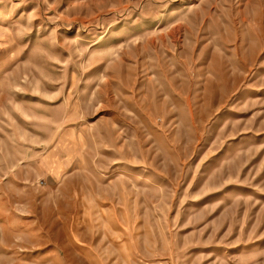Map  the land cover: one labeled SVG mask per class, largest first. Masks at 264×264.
<instances>
[{"label": "rangeland", "instance_id": "obj_1", "mask_svg": "<svg viewBox=\"0 0 264 264\" xmlns=\"http://www.w3.org/2000/svg\"><path fill=\"white\" fill-rule=\"evenodd\" d=\"M3 192L0 264H264V0H0Z\"/></svg>", "mask_w": 264, "mask_h": 264}, {"label": "crops", "instance_id": "obj_2", "mask_svg": "<svg viewBox=\"0 0 264 264\" xmlns=\"http://www.w3.org/2000/svg\"><path fill=\"white\" fill-rule=\"evenodd\" d=\"M3 194L0 195V256L5 252L4 257L7 258L4 261H8L10 252H12L10 248L17 237L14 230L19 225V217L12 206L13 203L10 202L11 200L6 197L4 192Z\"/></svg>", "mask_w": 264, "mask_h": 264}]
</instances>
